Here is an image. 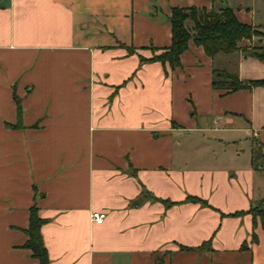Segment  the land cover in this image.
Segmentation results:
<instances>
[{
  "label": "crops",
  "instance_id": "obj_1",
  "mask_svg": "<svg viewBox=\"0 0 264 264\" xmlns=\"http://www.w3.org/2000/svg\"><path fill=\"white\" fill-rule=\"evenodd\" d=\"M173 6H229L262 34L140 63L169 46ZM251 46L264 0H0V264H39L32 207L48 264H264L247 212L264 199V86L211 84L264 78Z\"/></svg>",
  "mask_w": 264,
  "mask_h": 264
},
{
  "label": "trees",
  "instance_id": "obj_2",
  "mask_svg": "<svg viewBox=\"0 0 264 264\" xmlns=\"http://www.w3.org/2000/svg\"><path fill=\"white\" fill-rule=\"evenodd\" d=\"M190 20L192 25L187 27L185 22ZM168 23L171 31V41L167 48L162 49L159 53L153 54L151 57L145 58L139 56L140 63L148 61H159L162 64L167 62L171 68L180 65L179 56L187 49L188 42L193 41L200 45L208 56H213L218 52L232 53L238 50V44L241 39H250L252 36H261V31L250 24L239 21L234 10L225 6L218 10L197 8L195 6L182 7L173 6L170 8L168 15ZM246 55L257 58L264 62V46H251L242 49ZM133 49L130 48V52ZM211 84L215 88H224L227 91H234L241 88H250L255 85L264 86V78L240 81L236 75L229 74L224 71H212ZM252 164L257 167L252 155ZM205 203L199 198L192 197ZM264 199L259 200L263 202ZM165 205L172 202L163 200ZM243 211L232 213L237 215ZM252 216V224L256 225V219L264 226V208L252 205L247 210ZM44 219L37 215L36 208H30L28 226L25 230L27 235L26 246L31 250V254L35 257L39 264H48L46 248L40 234V226ZM256 240L255 233L251 234V241ZM246 249L248 246L243 242L240 246Z\"/></svg>",
  "mask_w": 264,
  "mask_h": 264
},
{
  "label": "rangeland",
  "instance_id": "obj_3",
  "mask_svg": "<svg viewBox=\"0 0 264 264\" xmlns=\"http://www.w3.org/2000/svg\"><path fill=\"white\" fill-rule=\"evenodd\" d=\"M217 142V141H216ZM212 145V144H211ZM214 147H217L218 145H215L213 144ZM220 146V145H219ZM257 146V145H256ZM253 157H254V160H257V162L261 163L263 160H262V154H261V150L260 148L257 146V148L253 151ZM223 162L225 163L226 162V158L223 159ZM254 205H257L258 207L260 208H264V201L263 202H257L255 203Z\"/></svg>",
  "mask_w": 264,
  "mask_h": 264
},
{
  "label": "built area",
  "instance_id": "obj_4",
  "mask_svg": "<svg viewBox=\"0 0 264 264\" xmlns=\"http://www.w3.org/2000/svg\"><path fill=\"white\" fill-rule=\"evenodd\" d=\"M90 217L93 222L101 223L104 220L105 214L101 211H92Z\"/></svg>",
  "mask_w": 264,
  "mask_h": 264
}]
</instances>
